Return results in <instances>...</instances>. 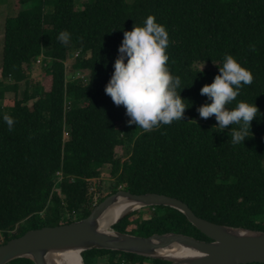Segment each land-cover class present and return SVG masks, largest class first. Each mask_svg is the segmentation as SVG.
I'll return each instance as SVG.
<instances>
[{"label":"trees","instance_id":"16d2710c","mask_svg":"<svg viewBox=\"0 0 264 264\" xmlns=\"http://www.w3.org/2000/svg\"><path fill=\"white\" fill-rule=\"evenodd\" d=\"M15 7L16 16L5 20L0 69V103L12 101L0 105V117L14 118L11 131L0 118V245L86 218L107 197L89 192L104 166L109 195H165L211 223L264 232V0H15ZM149 15L166 30V64L180 78L177 91L183 88L188 108L182 120L144 130L127 123L124 107L104 88L123 31L143 26ZM61 30L70 33L68 45L56 39ZM225 54L253 77L227 107L245 101L258 109L245 141L235 145L228 128L221 131L214 116L196 111L208 102L200 88L219 74ZM39 59L43 75L34 81ZM77 72L88 76L86 83L71 79ZM57 173L61 180L54 184ZM112 229L210 241L169 207L134 211ZM81 257L84 264H170L107 250Z\"/></svg>","mask_w":264,"mask_h":264},{"label":"water","instance_id":"95a60500","mask_svg":"<svg viewBox=\"0 0 264 264\" xmlns=\"http://www.w3.org/2000/svg\"><path fill=\"white\" fill-rule=\"evenodd\" d=\"M123 204L130 207L107 224L104 218L109 209ZM149 207H169L179 211L210 241L174 233L142 238L112 229L132 212ZM91 250L123 252L170 264H264V232L218 225L198 218L176 198L154 193L133 195L119 190L105 197L84 219L32 230L0 245V264L18 259H28L34 264H58L59 257L71 253H77L84 264L81 253ZM167 250L174 253L171 256L163 254Z\"/></svg>","mask_w":264,"mask_h":264},{"label":"clouds","instance_id":"9594fccd","mask_svg":"<svg viewBox=\"0 0 264 264\" xmlns=\"http://www.w3.org/2000/svg\"><path fill=\"white\" fill-rule=\"evenodd\" d=\"M56 39L63 45L70 43L67 30L58 32ZM167 33L163 25L155 22L149 15L143 26H133L123 31V39L117 49L118 55L113 63V72L105 85L104 92L114 105L123 106L129 125L135 124L144 130L182 120L186 108L177 89L181 80L173 76L168 67L166 48ZM218 73L210 84L200 88V94L207 98L206 103L196 108L199 117L207 119L214 116L216 128H228L231 143L245 141L251 121L256 118V105L237 101L235 107L228 108L239 94L242 86L252 82L249 70L230 54H225L218 67ZM2 120L11 131L14 118L5 113ZM230 125H237L230 128ZM55 178V177H54Z\"/></svg>","mask_w":264,"mask_h":264},{"label":"rangeland","instance_id":"374dc122","mask_svg":"<svg viewBox=\"0 0 264 264\" xmlns=\"http://www.w3.org/2000/svg\"><path fill=\"white\" fill-rule=\"evenodd\" d=\"M82 1H84V0H76V3H80ZM127 1L131 2L132 0H127ZM7 3L8 4H4L3 6H0V69H1L2 57H3L5 20H6L7 17L16 16L17 11H18L17 8L15 7V0H8ZM71 56H72L71 53H68V58L67 59L69 60V62L67 61V63H66L68 65H71L73 63V61H74L73 58L71 59ZM199 67L201 69L205 68L204 65H200ZM42 75H43L42 64H39V65L35 64V67L33 69V78H32V80L41 81L40 79H42ZM74 78H75V75H72L71 79L76 80ZM87 78H88V76H87ZM80 81L82 83L83 80L81 79ZM84 83H86V82H84ZM84 83H82V84H84ZM19 89H20L19 90V92H20L19 93V97H21V94L26 89V85L24 83L21 84ZM11 103H12V101H11V98L9 97L6 100H4L3 102H1L0 105L7 106V105H9ZM68 138H69V136H66L65 141H67ZM115 152L116 153L118 152L117 156L120 157V155L122 153V150L117 149ZM109 173H110L109 167L108 166H104L101 169V177L95 182V184L91 187L89 192H94L96 196L98 195V193H100L101 196H108L109 192H110L109 186H110V183H111V178L109 176ZM59 181L60 180H58V178L55 177L53 183L56 184Z\"/></svg>","mask_w":264,"mask_h":264},{"label":"bare ground","instance_id":"6f19581e","mask_svg":"<svg viewBox=\"0 0 264 264\" xmlns=\"http://www.w3.org/2000/svg\"><path fill=\"white\" fill-rule=\"evenodd\" d=\"M73 54V58L76 59L78 56H75ZM36 64H42V62L37 61ZM130 206L128 204L113 206L109 209L108 213L106 214L104 221H106L107 224H110L113 220H115L117 217H119L123 211L128 209ZM170 255L174 252L172 250L164 251L163 254ZM59 260L62 262V264H82L80 257L77 253H71L67 255H63L59 257ZM58 261V264H61V262Z\"/></svg>","mask_w":264,"mask_h":264},{"label":"built area","instance_id":"2783aa9c","mask_svg":"<svg viewBox=\"0 0 264 264\" xmlns=\"http://www.w3.org/2000/svg\"><path fill=\"white\" fill-rule=\"evenodd\" d=\"M78 55H79L78 52L75 53V56H78ZM39 61L42 62L41 59H39ZM38 65H39V64H38ZM78 76L81 77L80 80L82 79L84 82L87 81V75H85L84 73H82V72H77V73L75 74V77H78ZM83 81H82V83H84ZM66 136H69V135H68V131H67V130H64V131H63V141H65ZM55 177H57L58 180H61V177H60V174H59V173H57V174L55 175Z\"/></svg>","mask_w":264,"mask_h":264}]
</instances>
